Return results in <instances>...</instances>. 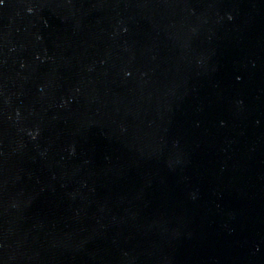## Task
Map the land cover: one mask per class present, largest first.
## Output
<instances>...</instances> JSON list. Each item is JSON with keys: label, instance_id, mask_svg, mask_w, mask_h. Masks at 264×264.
<instances>
[{"label": "water", "instance_id": "obj_1", "mask_svg": "<svg viewBox=\"0 0 264 264\" xmlns=\"http://www.w3.org/2000/svg\"><path fill=\"white\" fill-rule=\"evenodd\" d=\"M0 264H264V0H0Z\"/></svg>", "mask_w": 264, "mask_h": 264}]
</instances>
